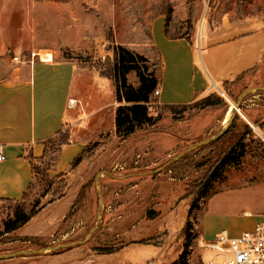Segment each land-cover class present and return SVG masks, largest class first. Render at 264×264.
Masks as SVG:
<instances>
[{
    "label": "rangeland",
    "instance_id": "1",
    "mask_svg": "<svg viewBox=\"0 0 264 264\" xmlns=\"http://www.w3.org/2000/svg\"><path fill=\"white\" fill-rule=\"evenodd\" d=\"M10 1L18 7L10 8ZM174 7L177 17L187 19L176 23L179 29L170 30L172 36L183 35L189 24L195 27L197 38L203 28L221 30L250 20L264 25V0H0V38L6 35L10 55L27 60L32 53L41 52L44 59L51 53L43 49L57 42L61 59L102 76L84 80L83 95L88 103L85 122L95 123V130L100 132L82 161L69 171L71 175L49 173L59 144L73 140L66 129L36 164L34 182L24 197L0 202V231L16 211L31 215L28 224L0 238V255H11L0 258V264L32 260L38 264L35 261L40 257H45L42 264H69L55 259L62 254L73 255L72 264H173L183 252L188 223V261L200 253L206 260L216 259L221 254L204 252L203 242H213L224 231L236 237L262 220L264 119L259 130L250 127L246 135L240 118L247 106H264V90L245 97L235 128L214 143L204 144L225 127L229 111L246 91L239 86L227 88L230 95L215 90L209 95L210 101L218 103L221 98L222 102L205 109L190 106L169 111L153 98L149 113L161 117L156 124L126 140L116 134L120 104L115 100L113 79L103 78L102 72L109 74L114 51L122 47L146 58V62L137 59L136 64L159 76L162 65L152 44L151 25L156 16L173 12ZM256 77L264 83V70ZM127 79L129 85L140 86L137 72H131ZM242 136L232 159L237 160L242 151L244 156L238 163L227 165L222 177L207 191L203 182L212 166ZM99 175L104 198L101 208L96 191ZM206 191L207 197L200 200V193ZM99 212L100 226L87 240ZM73 242L76 245L53 253L12 256Z\"/></svg>",
    "mask_w": 264,
    "mask_h": 264
},
{
    "label": "crops",
    "instance_id": "2",
    "mask_svg": "<svg viewBox=\"0 0 264 264\" xmlns=\"http://www.w3.org/2000/svg\"><path fill=\"white\" fill-rule=\"evenodd\" d=\"M12 7L18 5L10 1ZM176 8L169 26L171 38L165 34L163 14L156 16L151 25L152 44L162 65L157 98L160 104L190 105L215 90L225 92L227 84H235L242 90L264 87L256 77L264 70V25L261 22L250 20L224 26L221 30L203 28L198 38L195 27L189 24L183 35L172 36L170 30L179 29L176 23L187 19L177 17ZM28 17L30 19L31 15ZM185 25L182 23L183 27ZM5 36L2 34L0 38V202L24 197L35 179L34 166L46 156L48 142L54 141L64 130H69L73 140L58 153L49 170L52 176L69 173L74 161L95 143L100 131L95 130V123L85 122L88 115H84V110L88 103L83 85L86 77H102L74 61L61 59L57 42L43 49L52 54V61L35 57L17 62L14 58L21 56L8 53L10 43L5 41ZM263 119V105L257 109L247 106L240 121L257 131ZM204 236L202 241H205ZM72 257L62 254L55 259L72 264ZM44 258L35 262L42 264ZM202 260L206 259L200 253L188 262L201 264ZM32 261L27 264H34Z\"/></svg>",
    "mask_w": 264,
    "mask_h": 264
},
{
    "label": "trees",
    "instance_id": "3",
    "mask_svg": "<svg viewBox=\"0 0 264 264\" xmlns=\"http://www.w3.org/2000/svg\"><path fill=\"white\" fill-rule=\"evenodd\" d=\"M172 14L173 12H169L167 14H163L166 18L165 24V34L167 37L171 38L169 35V26L172 22ZM137 59L142 61H147L146 58L135 54L127 49L122 47H118L114 51V65L110 66L108 69L109 74H105L106 71L102 72L103 77L108 79H113L114 87H115V100L119 105L116 109V118H115V129L117 136L122 139L126 140L131 135L135 134L138 130L143 129L145 127L153 126L156 122L161 119L160 115L158 116H151L149 113V109L151 104L153 103V95L154 92L158 89L160 82H161V72L160 75H155V72H148L149 70L146 68V71L142 70L137 64ZM137 72L138 78L140 80V86L135 88L132 85L128 84L127 76L131 72ZM235 84H227L225 86V91L227 88L230 90L231 86ZM230 95L231 92L227 91ZM240 96V95H239ZM238 96V97H239ZM238 100V98H237ZM236 100V102H237ZM222 99L219 98L218 103H214L210 101V97L207 96L201 100H197L190 105H166L167 110L174 111L178 108H189L193 106V108L205 109L207 107L217 106ZM241 119V118H240ZM236 120H239L238 114L236 115L232 125L228 129V131L223 134L219 139L225 135L229 134L233 128H235ZM244 123V122H243ZM244 128L246 130L245 134L248 135L251 132V128L247 123H244ZM244 136L241 137L239 143L235 144L231 147L221 158H219L215 164L212 166L211 170L209 171L208 175L206 176L203 185L207 187V191L213 187V184L219 180L224 172V169L227 165L231 163H238L240 157L244 156V152L242 151L240 157L236 159H232V155L236 151L239 144L243 142ZM216 140V141H217ZM214 141V142H216ZM212 142V143H214ZM52 142H48V146L46 149V154L49 152V145ZM67 143H60L59 144V151L62 150ZM85 153V152H84ZM84 153L77 158L74 163L72 164V168L78 165L84 156ZM36 170V166H34V171ZM200 193L199 199H205L208 195V192ZM193 206L190 208V213L193 210ZM31 220V215L27 214L24 210H18L15 212L14 217L6 220L4 224V230L0 231V238L5 234L12 233L17 231L20 227L28 224ZM186 236V243L184 245L183 252L180 254V257L177 261L173 264H189L188 262V251L190 248V235H189V223L185 230Z\"/></svg>",
    "mask_w": 264,
    "mask_h": 264
},
{
    "label": "built area",
    "instance_id": "4",
    "mask_svg": "<svg viewBox=\"0 0 264 264\" xmlns=\"http://www.w3.org/2000/svg\"><path fill=\"white\" fill-rule=\"evenodd\" d=\"M35 57L41 58V55L32 53L31 58ZM14 60L23 61L21 57H15ZM44 60L52 61V54L51 57L47 56ZM221 94L225 97L224 92ZM159 96L160 91L157 89L153 98ZM202 249L204 252L215 251L221 255L216 259L202 260L201 264H264V216L251 230L236 237H229L228 233L224 231L218 234L213 242H203Z\"/></svg>",
    "mask_w": 264,
    "mask_h": 264
},
{
    "label": "water",
    "instance_id": "5",
    "mask_svg": "<svg viewBox=\"0 0 264 264\" xmlns=\"http://www.w3.org/2000/svg\"><path fill=\"white\" fill-rule=\"evenodd\" d=\"M250 90H264V88H252V89H249V90H246L245 92H243L239 97H238V100L236 102V105L238 106V109L240 110V104L241 102L245 99V97L250 94L248 93ZM237 114H240V111L237 113L235 112L234 114V117L232 119V121L230 122V124L226 127H223V129H221L217 134H215L213 137H211L210 139H208L207 141L204 142V144H209V143H212L214 141H216L217 139H219L223 134H225L228 129L230 128V126L232 125L235 117ZM196 146L190 148L187 150L188 151H191L192 149H194ZM186 152V153H187ZM185 153V154H186ZM184 155V154H183ZM182 156V155H181ZM179 156V157H181ZM178 157V158H179ZM178 158H175L173 159L172 161H175L176 159ZM99 177L100 175L97 177L96 179V191L98 193V196H99V206L100 208L103 207L104 205V198H103V195H102V188H101V184H100V181H99ZM101 218H102V214L101 212H99L98 214V217H97V222H96V225H95V228L87 235V240L91 239L92 236L94 235V233L98 230L99 226H100V221H101ZM79 243V242H78ZM76 245V243H67V244H61V245H58V246H54V247H48V248H44V249H40L38 251H30V250H24V251H19L17 253H14L12 256H32V255H43V254H47V253H53V252H57L61 249H65V248H70L72 246ZM11 255H0V258H7V257H10Z\"/></svg>",
    "mask_w": 264,
    "mask_h": 264
},
{
    "label": "bare ground",
    "instance_id": "6",
    "mask_svg": "<svg viewBox=\"0 0 264 264\" xmlns=\"http://www.w3.org/2000/svg\"><path fill=\"white\" fill-rule=\"evenodd\" d=\"M48 56H50L51 57V55L49 54ZM45 59V58H44ZM255 90H250L248 93H251V92H254ZM235 112H239V109H238V106L236 105L235 106V109L234 110H230L229 111V113H228V116H227V119H226V124H225V126L227 127L229 124H230V122L232 121V119H233V117H234V114H235Z\"/></svg>",
    "mask_w": 264,
    "mask_h": 264
}]
</instances>
